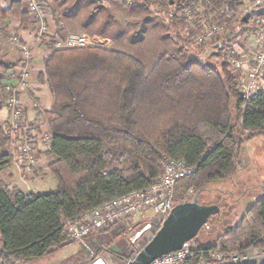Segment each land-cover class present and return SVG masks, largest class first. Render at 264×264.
I'll return each instance as SVG.
<instances>
[{
    "label": "trees",
    "instance_id": "16d2710c",
    "mask_svg": "<svg viewBox=\"0 0 264 264\" xmlns=\"http://www.w3.org/2000/svg\"><path fill=\"white\" fill-rule=\"evenodd\" d=\"M141 1L179 10L194 0ZM240 2L213 0L212 5L215 10L228 5L231 15L222 20L229 24ZM8 17L19 19L25 29L31 26L19 2L0 6V18ZM181 19L175 12L173 22ZM47 47L44 76L54 99L46 113L47 134H52L47 170L57 184L54 190L27 193L5 180L15 138L10 119L0 123V264L49 256L68 238L67 219L149 186L163 174L168 158L195 167L176 183L175 202L185 201L191 190L198 196L213 181L234 176L244 142L264 135V93L247 103L226 60L185 63L163 52L148 69L135 56L102 45L55 47L51 42ZM1 89L7 98V85L0 84ZM251 247L264 249V197L202 248L234 253ZM103 249L111 252L102 247L96 255Z\"/></svg>",
    "mask_w": 264,
    "mask_h": 264
},
{
    "label": "rangeland",
    "instance_id": "374dc122",
    "mask_svg": "<svg viewBox=\"0 0 264 264\" xmlns=\"http://www.w3.org/2000/svg\"><path fill=\"white\" fill-rule=\"evenodd\" d=\"M44 2L51 9V17L60 36L64 37L69 33L87 34L97 39V42H100L98 45L135 56L148 69L152 68L158 56L163 52L176 55L185 63L198 61L203 64L217 65L224 60L228 61L218 46L198 41L195 30L199 27L195 24L183 19L175 24L173 22L175 14L171 16L170 13H178L179 10L176 8L174 10L173 7L166 10H160L155 6L146 7L141 0H129L125 3L122 0H105L102 3L96 0H44ZM255 6V0H241L228 24L229 42H233V45L237 42V46L245 51L255 49L252 44L253 38L250 36V22L256 12ZM247 11H250L249 20L246 25H241L240 22ZM0 51H6V54L13 52L7 44L2 45ZM1 52L0 70L3 68V63L7 65L9 61V57L4 56L5 54L2 56ZM0 95L1 106L6 100V94L2 89ZM240 160L242 164L234 176L213 181L198 195L201 204L217 205L220 211L213 215L211 221L208 220L198 236L190 241L193 247L202 248L213 245L216 238L222 235L228 227L240 221L254 202L264 197L263 134L244 142ZM23 168L25 172L32 170L29 166ZM45 176L39 181L40 186H43L41 181L46 180L42 191L54 190L57 184L56 179L53 178L54 180H51L49 185L48 177L45 178ZM25 181L29 182V180ZM193 192L191 190L185 199L192 200ZM144 215L147 219L145 222H153V212L150 209L146 210ZM106 230L108 232L111 229ZM99 232L93 233L88 238V246L67 238L49 256L34 258L26 264H92L97 259H101L103 264H128L129 261L126 258L136 254L139 248L141 249L154 236L151 232L142 236L137 248L128 241L130 236L128 229L116 226L114 230L108 232L107 237H111L112 241H100L92 249L89 243L100 234ZM102 247L111 252L103 249L100 254L96 255L97 249ZM262 253L263 255L260 256ZM250 254L255 257L256 262H263V248L250 249Z\"/></svg>",
    "mask_w": 264,
    "mask_h": 264
},
{
    "label": "built area",
    "instance_id": "2783aa9c",
    "mask_svg": "<svg viewBox=\"0 0 264 264\" xmlns=\"http://www.w3.org/2000/svg\"><path fill=\"white\" fill-rule=\"evenodd\" d=\"M7 1L19 2L22 9L29 14L31 22L29 30L37 45L47 46L52 42L55 47H86L100 43L87 34L69 33L64 37L60 36L56 29L51 27L49 22L51 9L44 0ZM212 1H191L183 5L178 13L187 22L199 27L195 30L198 41L209 44L219 41L218 47L238 75L239 92L245 101L250 103L264 93V0H255L256 12L250 22V36L254 40L255 49L249 51L239 48L237 42H234V45L233 42H229V26L222 19L231 15L230 8L228 5L221 4L215 10ZM170 14L173 16L175 13ZM0 38L17 44L21 48L22 58L16 82L7 87L6 106L10 112L9 129L15 138L14 146L19 158L24 165L34 166L38 161L39 147L52 140V134L40 133L26 120L27 104L23 95L31 88L33 82L32 64L36 58L35 48L23 42L18 31H8L1 23ZM240 38L239 35L238 39ZM194 170L195 167L189 166L183 159H166L163 174L149 186L113 197L74 219H67L65 231L68 238L88 246V238L96 231L119 226L128 229L130 232L128 241L138 248L139 239L150 232L155 235L175 206V185L178 180ZM148 209L153 212V222H145L147 219L144 217V212ZM190 244L189 241L181 249L156 258L149 264H207L209 261L212 264L256 262L255 257L250 254V249H255L254 247L226 253L216 248L208 250L195 248ZM262 255L263 253L260 256Z\"/></svg>",
    "mask_w": 264,
    "mask_h": 264
},
{
    "label": "crops",
    "instance_id": "0c3cea01",
    "mask_svg": "<svg viewBox=\"0 0 264 264\" xmlns=\"http://www.w3.org/2000/svg\"><path fill=\"white\" fill-rule=\"evenodd\" d=\"M0 6L3 9H8L12 6L11 1L0 0ZM51 27L55 28L54 21L52 17L49 19ZM0 23L4 26L5 29L16 30L19 32L21 40L23 42L29 43L33 45L36 52V58L32 64V77L33 82L31 88L23 95V99L26 102V120L27 122L37 128V130L42 134H47L50 132L46 113L51 110L53 106V94L50 88V84L44 76V57L50 51L46 45H37L34 40V37L29 29H25L23 25H21L19 19L15 17L8 18H0ZM7 44L10 48H12V54H6L7 52H1L2 56L9 57V61L3 63V68L0 70V84L1 85H12L16 82L17 71L19 69L21 63V49L17 44H12L4 41V39L0 38V49L2 45ZM252 44L255 46L254 40ZM17 54V55H16ZM1 56V54H0ZM1 65V64H0ZM36 103V104H35ZM10 119V112L5 102L0 106V123H7ZM49 148V143H43L38 150V161L37 165L29 166L31 171H24V165L18 155V152L15 146L8 149L13 154V163L4 171L3 174L5 180L11 186H18L20 189L29 193L32 191H42L43 186H45L44 182L46 180L41 181L43 186H40L39 181L43 179L44 175L47 178L48 184L51 180H54L53 176L47 170V164L50 161L51 157L47 154ZM22 165V167H21ZM23 170V171H22ZM29 180V182L25 181ZM36 183V184H34ZM50 185V184H49ZM27 189V190H25ZM109 229V228H108ZM114 230V227L110 228ZM100 234L93 241L89 243V246L94 249V245L99 243L100 241H112V238L107 237V230H99ZM97 232V231H96ZM95 241V242H94Z\"/></svg>",
    "mask_w": 264,
    "mask_h": 264
},
{
    "label": "water",
    "instance_id": "95a60500",
    "mask_svg": "<svg viewBox=\"0 0 264 264\" xmlns=\"http://www.w3.org/2000/svg\"><path fill=\"white\" fill-rule=\"evenodd\" d=\"M96 1L102 3L105 0ZM249 17L250 11H247L243 20L248 22ZM219 211L217 205L201 204L197 195L192 200L175 204L161 228L135 254L130 264H149L156 258L181 249L185 243L197 237L208 220ZM93 264H103V261L97 259Z\"/></svg>",
    "mask_w": 264,
    "mask_h": 264
}]
</instances>
